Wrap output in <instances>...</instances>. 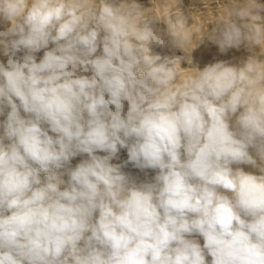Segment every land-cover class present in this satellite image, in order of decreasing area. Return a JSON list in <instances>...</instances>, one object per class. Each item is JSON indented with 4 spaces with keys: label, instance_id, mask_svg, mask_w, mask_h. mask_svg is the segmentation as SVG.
Instances as JSON below:
<instances>
[{
    "label": "clouds",
    "instance_id": "clouds-1",
    "mask_svg": "<svg viewBox=\"0 0 264 264\" xmlns=\"http://www.w3.org/2000/svg\"><path fill=\"white\" fill-rule=\"evenodd\" d=\"M153 4L0 0V264H264V4L222 0L211 33ZM194 33L260 51L181 79Z\"/></svg>",
    "mask_w": 264,
    "mask_h": 264
},
{
    "label": "bare ground",
    "instance_id": "bare-ground-1",
    "mask_svg": "<svg viewBox=\"0 0 264 264\" xmlns=\"http://www.w3.org/2000/svg\"><path fill=\"white\" fill-rule=\"evenodd\" d=\"M119 2V0H118ZM137 2L145 9H149L154 7L153 0H137ZM222 0H212L210 6L205 8L202 0H157V3L161 7H167L169 9V18L175 22L177 19V14L179 13L182 15L186 20V26L191 27L196 23V20L193 18L197 16L200 18L201 23L203 24L202 31L211 33L212 30L216 27V21L213 17L217 16L221 9L219 5L221 4ZM261 4H264V0H259ZM159 15V12L156 13ZM264 15V14H262ZM10 27V22H7L0 18V31H6L7 28ZM161 28H166L167 25L161 22ZM193 41L195 47L192 49L190 53V57L192 60V64L189 65L187 62H182V67L180 69L181 79L185 76H188L192 73V69H184L188 67H196L199 69H203L205 66L216 63L219 61H225L233 65H240L244 61H246L250 56L259 53L260 49L254 48L252 50L248 49L245 46H241L240 48H230L226 52H221L219 46L212 42L207 35H205L202 39H198L197 35L193 34ZM54 45H49V48L53 47ZM154 51L160 53L161 55H171L172 52L169 49H161V48H154ZM190 51V48H189ZM44 50H41L35 53L37 58V62L43 57ZM102 54V46L98 49L96 55ZM176 55H184L183 52L177 50ZM19 55H23V52L19 53ZM264 59V57H260ZM7 57L3 54L2 47H0V63H6ZM3 107V106H0ZM127 109V102H125V110ZM9 109L7 107H3V112L0 114V122H3L6 119L7 112ZM45 127H47L45 125ZM3 134V129H0V135ZM50 135H53L51 132ZM250 154L257 160V164H261L259 158L255 155V151L253 149H249ZM103 155V153H98ZM86 157L84 156H77L73 158L68 165L70 168H75L77 164L81 162L82 159ZM127 159V151L126 149H121L119 153V159L113 160L112 162L115 164H120L122 161ZM234 168L240 167L243 168L246 172H252L254 174L259 175V171L257 168H253L251 165L241 164V165H233ZM122 171L127 174L132 180H134L137 184L142 182H151L156 175V170L152 169H145L140 170L139 168L133 167L131 163H129L126 167L122 168ZM44 173H41V178L43 179ZM67 180V175L63 177ZM189 238L197 240L201 246H203V238L199 235H193ZM207 261L210 264L211 257H206Z\"/></svg>",
    "mask_w": 264,
    "mask_h": 264
}]
</instances>
